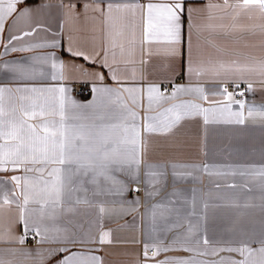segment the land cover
<instances>
[{
	"label": "crops",
	"instance_id": "0c3cea01",
	"mask_svg": "<svg viewBox=\"0 0 264 264\" xmlns=\"http://www.w3.org/2000/svg\"><path fill=\"white\" fill-rule=\"evenodd\" d=\"M138 2L147 4L149 0ZM151 2L166 4L171 0ZM209 2L221 7L209 11ZM70 3L76 5L71 12L66 7ZM86 3L90 5L87 11ZM183 3L185 9L198 11L192 13L191 20L187 12L182 14L180 39L175 44L166 42L165 21L159 13H153L150 39L146 40V13L138 9L133 14L121 8L106 17L96 10L97 6L106 9L100 0H24L17 4L16 12L5 15V31L0 34V87L12 89L5 93L6 107L19 109L34 102L37 109L44 108L49 120L59 123L58 90L64 88L65 125L69 129L96 126L89 146L98 147L108 138L117 143L116 155L125 158L133 154L131 127L135 124L146 146L143 161L165 176L162 183L151 186L144 163L136 176L127 165H113L107 172L110 178L98 175L96 184H85L87 193H77L87 196L90 204L66 201L50 219L53 207L49 205L42 217L40 204L34 202L41 185L35 184L25 193L23 179L19 188L11 180L14 175L35 180L37 174L22 168L12 171L7 165L8 171H0V197L6 194L13 203L0 202V236L6 241L0 242V260L4 264H56L63 255L46 259L45 250L57 245H38L39 237L35 241L26 237L23 244L13 239L24 234L17 206L23 205L24 194L30 198L24 209L30 224L48 228L50 235L59 228L87 241L71 246V250L95 255L100 264H159L165 260L168 264L180 260L229 264L244 257L239 252L222 250L213 255V251L241 246L252 251L249 264H260L258 250L264 247V175L260 174L264 172V118L255 113L249 117L247 112L264 111V13L255 8L247 13L225 8L224 0ZM236 3L229 0L230 5ZM24 9H30V14L19 15ZM10 32L22 38L9 43ZM25 32L31 34L25 36ZM53 40L58 45L52 46ZM104 50L106 57L97 55ZM53 59L66 66L63 79L52 78L54 71L60 76V71L51 67ZM17 65L29 69L30 74L22 80L12 79ZM234 82L251 84L245 98L235 92ZM225 84L233 93L231 101L223 92ZM165 85H174V89L164 93L169 99L154 101V109L148 112L150 121L168 123L176 113L182 118L170 132L145 133L147 89L155 86L161 92ZM86 86L110 91L92 90L84 95L81 89ZM178 87L202 88L203 94L178 91L172 96ZM235 101H243L244 107ZM128 109L138 110L135 121ZM236 113L243 114V124L235 122L239 119ZM173 166L191 174L177 178ZM121 186L127 189L122 196L110 194ZM150 192L155 194L148 195ZM100 206L106 209L104 213ZM70 207L74 210L68 211ZM190 226H194L191 233ZM102 235L104 243H100ZM205 238L208 245L202 242ZM181 245L195 250L184 251ZM153 248L155 256L149 254ZM38 249L41 255H37Z\"/></svg>",
	"mask_w": 264,
	"mask_h": 264
},
{
	"label": "snow or ice",
	"instance_id": "6c2138e0",
	"mask_svg": "<svg viewBox=\"0 0 264 264\" xmlns=\"http://www.w3.org/2000/svg\"><path fill=\"white\" fill-rule=\"evenodd\" d=\"M24 0H0V34L5 31V15H12L17 11V4L23 3ZM101 3L106 4V9L97 6V11L102 15L109 17L114 9L130 10L135 14L136 10L146 13L147 26L145 28V39H150L149 28L152 27L153 13H159L165 21V38L166 42L175 44L179 42L181 32V16L187 12L189 19L192 18V13L198 11V9H185L183 0H171L166 4H154L149 0L147 4H140L138 0H100ZM64 7V5H62ZM71 12L76 7L75 4H69L66 6ZM89 4H84V9H89ZM221 7L220 5L209 2L206 5L207 10H212ZM223 7H232L240 9L241 12L247 13L251 9H259L261 13H264V0H237L234 5L229 4V0H224ZM30 9H24L19 13L21 16L30 14ZM202 11V10H199ZM30 32H25L23 35H30ZM21 36H17L10 32L9 43L14 40L21 39ZM58 45V41L53 40L52 46ZM43 45H36V47H42ZM12 51H16L15 48ZM71 51V50H70ZM54 55V54H52ZM72 55H83L81 52H73ZM97 55H103L106 57L107 51L98 52ZM51 59V55L49 57ZM87 59V57H84ZM111 71L115 72V69L111 65H105ZM51 67L53 70H59L60 76L57 77L55 71L53 73V79H63V70L65 69L64 63L61 61L59 64L53 59ZM16 73L12 79L22 80L30 74V70L26 69L23 65H17L12 69ZM103 77H101L102 79ZM235 83V86L239 88V83ZM251 84L248 85V90H251ZM93 92H109V89H97L93 87ZM12 89H6L0 87V171H8L7 165H11V170L16 171L22 168L26 173H36L35 180L28 177L12 176L11 180L15 182L17 188L21 187V180L23 179V186L25 193L32 189L35 184L41 185L39 192L37 193L34 202L40 204L41 216L44 215V210L51 205L53 207V213L49 214V218L53 219L55 210L61 208L66 201L72 202L74 205L90 204L91 201L87 196H78L77 193H87L88 189L85 187L86 183L96 184V177L98 175H105L113 165L129 166L132 170V175L136 176L140 172L141 164L144 163L147 169L146 175L148 176V183L151 186L162 183V178L165 176L164 172H154L155 165L147 164L143 161V152L146 148L141 140V132L139 128L133 124L131 127L132 139L131 143L134 145L132 155L130 157L119 158L116 154L119 149L117 143L114 140L104 138L98 147H90V142L94 139L93 127L96 126H84L81 125L76 128L69 129L65 125V99L64 93L66 89L60 88L58 91L61 93L60 105H59V123L55 120H49L48 114L43 107L37 109L35 103H31L27 106L21 105L19 109L16 107L7 108L5 104V93L11 92ZM17 92L21 89H16ZM31 91H36L32 89ZM178 91H197L203 94L202 88L185 89L178 87L173 91L172 96H175ZM147 108L145 110V120L142 125L143 132L151 133L158 129L170 132L181 120V114L176 113L175 119L162 123L159 121H150L148 112L154 109V101L169 99L164 93L159 92L155 86H149L147 89ZM228 100H232L233 93L228 92L227 88L223 90ZM157 95L154 96L153 94ZM243 95V92L240 93ZM21 99H27L21 97ZM207 99V97H204ZM240 104L241 108L244 107L243 101H235ZM72 106H76L74 102L69 101ZM143 107V105H141ZM19 111V115H16ZM128 114L131 119L135 121L138 116V110L128 109ZM206 111V110H205ZM259 115L264 118V111L256 112L255 109H249L247 115L249 117L253 114ZM239 117L235 122L243 124L245 122L242 113H236ZM205 123H208L207 117H205ZM103 125L100 126L102 128ZM125 131L128 128L125 127ZM204 170H207V165L204 166ZM91 174V176H90ZM189 172L176 171V166H173V175L177 178H181L190 175ZM264 175V172L260 173ZM90 177V178H89ZM127 189L123 186L115 188L110 194L113 196H122L123 192ZM158 191V189H157ZM154 192L148 193V195H154ZM15 195V193H13ZM29 196L24 194L23 205L17 204L20 207L19 222L23 224L24 234L19 237L13 238L15 242L23 244L25 238L32 234L38 236L37 244L52 243L57 247L46 249V259H51L58 254H63L62 258L56 261V264H100V258L95 255H85L84 253H77L71 250V246L76 244H83L87 241L79 239L78 237L71 235L67 230L55 229L52 234H49V229L44 228L41 230L39 226H34L29 223L24 215V209L29 203ZM0 202L3 205H10L13 203L9 199L8 195L0 197ZM139 201L137 200L136 203ZM68 211H73L74 208L70 207ZM99 211L104 213L106 209L100 206ZM194 214V213H193ZM194 226L189 227V233L193 231ZM0 242H6L3 236H0ZM103 235L100 238V243H104ZM110 242V241H108ZM204 245H208L209 241L205 238ZM197 244L200 241H196ZM264 244V241H262ZM184 251L192 252L195 249L190 247H183ZM167 251L168 249H160ZM227 250L229 252H239L244 257L243 260H231L229 264H249L248 257L252 255L251 249L247 246H241L237 248L227 249H215L213 255L218 251ZM159 251V250H158ZM261 255L260 264H264V247L259 250ZM148 249L145 248V255L147 256ZM203 254V253H202ZM37 255H41V251L38 249ZM153 256L157 255L156 251H153ZM44 258V257H42ZM0 264H4L3 260H0ZM159 264H168L167 260L159 262ZM178 264H187V261L180 260ZM215 264V262H212ZM223 264V262H221Z\"/></svg>",
	"mask_w": 264,
	"mask_h": 264
},
{
	"label": "built area",
	"instance_id": "2783aa9c",
	"mask_svg": "<svg viewBox=\"0 0 264 264\" xmlns=\"http://www.w3.org/2000/svg\"><path fill=\"white\" fill-rule=\"evenodd\" d=\"M225 88H229L230 85L229 84H225L224 86ZM233 88L235 90V92L242 98H245L250 90H248V86L246 85H239V88H237L235 85H233ZM174 89V85H165L162 89H161V92L162 93H166V92H169V91H172ZM81 92L84 94V95H90L92 93V88L90 86H86L84 88L81 89ZM243 92V95H240V93ZM28 239H30L31 241H35L37 240L38 236H35V235H28L27 236ZM153 251H155V249H151L149 250V254L152 255Z\"/></svg>",
	"mask_w": 264,
	"mask_h": 264
}]
</instances>
